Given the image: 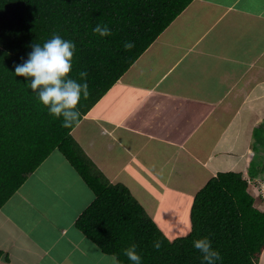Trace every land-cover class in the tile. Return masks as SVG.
<instances>
[{"label":"crops","instance_id":"0c3cea01","mask_svg":"<svg viewBox=\"0 0 264 264\" xmlns=\"http://www.w3.org/2000/svg\"><path fill=\"white\" fill-rule=\"evenodd\" d=\"M261 126L264 0H193L72 135L172 240L191 231L194 197L218 172L264 181V156L252 146ZM56 151L0 209V250L8 256L0 264H110L76 227L95 194ZM162 210L180 211L165 222ZM167 222L186 223V232L169 233Z\"/></svg>","mask_w":264,"mask_h":264},{"label":"trees","instance_id":"16d2710c","mask_svg":"<svg viewBox=\"0 0 264 264\" xmlns=\"http://www.w3.org/2000/svg\"><path fill=\"white\" fill-rule=\"evenodd\" d=\"M192 1L0 0V209L28 175L59 150L95 194L76 227L103 253L116 254L121 264H132L123 250L133 244L142 264H202V254L193 247V240L202 237H209L220 251L218 264L259 263L264 209L255 205L241 172L211 177L194 197L191 231L171 240L129 188L110 182L72 135L84 115ZM101 23L112 29L110 36L93 32ZM53 34L77 44L71 77L79 80L81 70L88 72L90 95L78 106V121L67 128L62 117L49 114L25 78L14 73L31 45L43 44ZM128 40L133 44L126 49ZM261 130L255 133L256 147L264 145ZM157 240L163 241L159 249L153 246ZM1 258L8 260L3 250Z\"/></svg>","mask_w":264,"mask_h":264},{"label":"clouds","instance_id":"9594fccd","mask_svg":"<svg viewBox=\"0 0 264 264\" xmlns=\"http://www.w3.org/2000/svg\"><path fill=\"white\" fill-rule=\"evenodd\" d=\"M93 32L101 37H108L112 34V29L107 24L101 23L93 28ZM132 44V40L125 41L124 47L131 48ZM31 48L27 59L22 58L23 63L15 66L14 73L17 77L25 78L24 80L48 109L50 115L56 119L62 117V125L66 128L70 127L81 115L78 107L81 100L87 99L90 95L88 72L81 70L79 80L70 75L73 71L77 44L59 34H53L43 44L34 42ZM247 178L248 176L245 179ZM249 186L253 185L249 184ZM252 195L261 199L255 193ZM162 244L163 241L157 240L153 246L159 249ZM193 247L202 254V264H218L223 259L220 251L213 248L209 237L194 239ZM123 254L132 264H142L143 257L137 251V245L133 244L124 249ZM109 260L110 264H121L116 254H112Z\"/></svg>","mask_w":264,"mask_h":264},{"label":"rangeland","instance_id":"374dc122","mask_svg":"<svg viewBox=\"0 0 264 264\" xmlns=\"http://www.w3.org/2000/svg\"><path fill=\"white\" fill-rule=\"evenodd\" d=\"M261 130V129H260ZM259 130V131H260ZM261 132H263L264 133V130L262 129L261 130ZM261 137V136H260ZM263 137H264V135H263ZM260 143V142H259ZM258 143V148L260 149L261 148V156H264V145L262 146L261 145V143L259 144ZM253 148L255 147V148H257L256 146H255V144H254V142H253ZM56 154H60V151L59 150H57L56 151ZM179 211L180 210H175V211H173V210H162L161 212H160V218H162L163 219V221H165L166 222V217H167V219H175L176 217H178L179 216ZM161 224V223H160ZM160 226V225H159ZM162 226L164 227V228H166V230L169 232V233H171V234H173L174 232H186V226H187V224L186 223H182L181 225H179V227H177V228H175L174 229V226L173 225H169L168 224V222L167 223H165V225L164 224H162ZM160 228H161V226H160ZM162 229V228H161ZM162 231H164L163 229H162ZM165 233V232H164ZM166 234V233H165ZM167 235V234H166ZM168 236V235H167ZM169 237V236H168ZM170 238V237H169ZM111 256V255H110ZM96 257V255L95 256H93V258L91 259L93 262H94V258ZM95 263L96 264H98L96 261H95Z\"/></svg>","mask_w":264,"mask_h":264},{"label":"built area","instance_id":"2783aa9c","mask_svg":"<svg viewBox=\"0 0 264 264\" xmlns=\"http://www.w3.org/2000/svg\"><path fill=\"white\" fill-rule=\"evenodd\" d=\"M247 181L250 185L256 187V196L261 197V205H263L262 208L264 209V181H255L250 177L247 178Z\"/></svg>","mask_w":264,"mask_h":264}]
</instances>
